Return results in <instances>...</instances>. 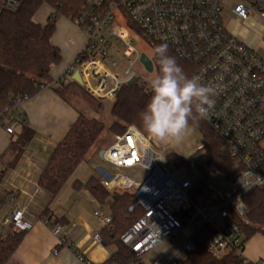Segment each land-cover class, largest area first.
<instances>
[{"label": "built area", "instance_id": "1", "mask_svg": "<svg viewBox=\"0 0 264 264\" xmlns=\"http://www.w3.org/2000/svg\"><path fill=\"white\" fill-rule=\"evenodd\" d=\"M20 1L1 0V8L15 9ZM69 19L85 34V44L70 65L42 87L76 81L73 75L78 72L93 99L109 101L133 77L144 84L135 70L138 63L143 65V51L133 36L137 31L147 41L170 45L183 61L195 66L193 77L200 83L219 86L215 103L203 119L222 139L236 176L226 191L214 190L207 202L196 203L190 195L196 163L190 160L185 172L175 177L168 152L156 149L153 138L135 125L101 150V158L118 171H145L139 179L106 169L101 172V183L110 192L133 189L136 201L129 210L139 206L143 211L121 235L135 255L126 264H147L144 257L165 241L177 246L176 252L167 260L148 264H184L196 248L195 235L207 224L214 233L205 247L216 258L233 254L240 264H264L247 257L239 222L249 212L244 195L264 186V56L229 27L231 21H264V0H87ZM29 98L18 97L13 106ZM0 127L15 132L10 107L1 114ZM25 213L26 208L19 206L3 219L9 232L29 228ZM95 215L110 225L109 214L97 210ZM44 221L51 224L49 218ZM51 227L55 235L60 233L61 226ZM94 239L103 241L100 232ZM60 244L71 246L65 238H60ZM75 254L81 264H95L84 254Z\"/></svg>", "mask_w": 264, "mask_h": 264}, {"label": "trees", "instance_id": "2", "mask_svg": "<svg viewBox=\"0 0 264 264\" xmlns=\"http://www.w3.org/2000/svg\"><path fill=\"white\" fill-rule=\"evenodd\" d=\"M87 0H21L15 9L1 8L0 0V116L13 104L18 97L33 96L46 82L51 80L53 65L61 60V50L51 42L55 32L56 19L59 17L71 18L77 15ZM43 5L52 8L46 23L35 21V15ZM136 28L135 25L131 24ZM153 50V62L158 73V58L154 49L160 42L147 41ZM168 45V44H167ZM168 54L176 58L185 74L193 77L195 66L183 61L174 49L168 45ZM151 88L136 82L133 85L125 84L116 93L110 107V114L114 118L107 126L98 118H91L80 113L77 120L71 125L65 137L56 146L40 178L39 185L53 197L65 186L79 166L88 161L93 148L99 141L102 133L110 132L121 135L129 125H135L144 134L149 135L142 127L139 114L145 109L152 96ZM193 125L197 126L203 136V146L198 149L197 169L199 177L191 191V198L200 201L208 198L215 190L210 173L213 169L222 175L227 183L236 176L233 169V159L223 147V141L212 126L204 119ZM10 145L12 160L9 166L15 165L19 157L32 140L35 131L33 128L22 125L19 132H14ZM167 161L174 167H188L190 161L176 152L167 153ZM73 186L79 189L87 187L101 205L109 206L111 223L104 226L100 233L103 242L113 248L110 258L103 264H126L135 258L128 246L122 243L121 235L129 226L142 215V208L135 204L133 189H119L110 192L95 176L86 182L75 180ZM248 207L245 220H240L245 242L257 234L264 236V186L248 191L244 197ZM48 212V210H47ZM56 218L52 224L60 223ZM26 230H14L4 241H0V263H6L18 248ZM211 225L203 226L195 235L196 248L192 251L184 264H240V260L233 254H227L218 259L205 247L206 241L213 235Z\"/></svg>", "mask_w": 264, "mask_h": 264}, {"label": "crops", "instance_id": "3", "mask_svg": "<svg viewBox=\"0 0 264 264\" xmlns=\"http://www.w3.org/2000/svg\"><path fill=\"white\" fill-rule=\"evenodd\" d=\"M47 8L49 11L44 12L46 18H42V13L39 16L36 14V22L46 23L52 12L51 7ZM64 18L67 21L65 33L56 24L51 37V42L61 50V60L53 65L51 80L70 65L86 41L85 34L69 18ZM77 84L80 83L68 81L60 87L46 85L29 99L13 106L11 117L15 132H19L22 125L35 131L13 166H9V163L12 160L10 145L14 134L0 127V241L13 233L5 227L3 219L17 207L26 208L25 219L29 225L18 248L3 264H81L75 251L84 254L95 264H103L113 252L112 247L94 239V234L105 226L95 211L109 214V206L101 205L87 187L77 189L73 186L75 180L86 182L85 179L70 181V178L55 197L39 185V178L52 153L80 113L107 122L108 126L114 120L111 114L106 118L107 113L102 108L95 107L80 95L78 87L91 97L82 85ZM108 102L110 113L113 100ZM202 144L203 141L196 142L193 149H199ZM100 153L101 150L98 151L99 156ZM94 163L100 175L107 167L116 170L108 163L103 166H99L101 164L98 161ZM45 218L50 219V225L45 223ZM56 218L61 220L56 224L61 226L58 235L54 234L51 227ZM60 238H65L71 246L60 244ZM245 253L252 262L264 260V236L257 234L250 238L246 242Z\"/></svg>", "mask_w": 264, "mask_h": 264}, {"label": "clouds", "instance_id": "4", "mask_svg": "<svg viewBox=\"0 0 264 264\" xmlns=\"http://www.w3.org/2000/svg\"><path fill=\"white\" fill-rule=\"evenodd\" d=\"M159 71L148 81L152 96L139 114L143 129L155 140L179 146L193 131V124L206 118L218 94L216 84H202L189 77L168 54V45L154 49Z\"/></svg>", "mask_w": 264, "mask_h": 264}, {"label": "rangeland", "instance_id": "5", "mask_svg": "<svg viewBox=\"0 0 264 264\" xmlns=\"http://www.w3.org/2000/svg\"><path fill=\"white\" fill-rule=\"evenodd\" d=\"M47 5H43L39 11L37 12V15H41L42 13V18H46L45 16V11L48 10ZM49 11V10H48ZM47 12V11H46ZM67 21L66 19L61 16L58 19H56V24L58 29H62V31H66L67 27L66 24ZM66 24V25H65ZM229 27L231 30H235L238 35L242 37L247 43H249L252 47L256 48L259 50V52L264 56V21H246V22H233L231 21L229 23ZM65 33V32H64ZM134 40L138 48L147 53L150 57L153 56V50L150 46V44L147 42V40L140 34L138 31L134 32ZM135 70L137 71L140 79L144 82L145 85L149 86L148 81L152 79L156 74V70L149 72L148 70L145 69V67L141 64L138 63L135 66ZM81 86V84H77ZM150 87V86H149ZM78 93L84 97L95 107L102 108L107 113L106 118L110 113L108 112V107L110 102L108 101H97L89 97L87 94H85L84 90L78 87ZM105 124L107 122H104ZM108 126V124H106ZM118 136V134H115L113 132H110L108 129H106L95 147L93 148V151L91 153V156L88 161L83 162L75 174L71 177L70 181H73L74 179H85L86 181L90 178V176H96L98 178L101 177L100 172L96 170L95 168V163L96 161L100 162L99 166H103L106 162L99 156L98 151L102 150L103 148L107 147L110 145ZM203 141V136L198 129L197 126L193 125V131L190 137H188L182 144L179 146H173L172 144L169 143H162L159 142L155 139L152 140L153 146L162 151L163 153H170V152H176L182 157H185L186 159L193 160L196 165L198 163V156L199 152L197 151L198 149H193L195 146L196 142H201ZM173 149V150H171ZM176 169L174 170V176L179 177L182 175L185 170L184 167H175ZM106 170L112 172L114 175L121 172L125 175L132 176L136 179H139V177H142L144 174V170L141 169V171H124V170H115L112 168H105ZM212 181H213V187L216 191L218 192H224L226 191V188L228 186L227 180L220 174L216 173L213 169H210ZM199 177V171H197L195 175V179ZM196 203L200 204V200L198 198L194 199ZM204 201H206L204 199ZM207 202V201H206ZM177 250V246H174L171 242L165 241L163 244L158 246L156 249L153 251L149 252L145 257V261L147 263L152 262L155 259H162V260H167L171 255H173Z\"/></svg>", "mask_w": 264, "mask_h": 264}, {"label": "water", "instance_id": "6", "mask_svg": "<svg viewBox=\"0 0 264 264\" xmlns=\"http://www.w3.org/2000/svg\"><path fill=\"white\" fill-rule=\"evenodd\" d=\"M141 62L143 63V65L145 66V68L149 71L152 72L154 71V62L152 60L151 57H149V55H147V53L142 52L141 54ZM73 78L78 82V83H82L81 78L79 76V73L76 72L73 75ZM136 82V77H133L129 82L128 85H133ZM100 156H102V154L100 153ZM167 167L169 168V170H172V167L170 165H167Z\"/></svg>", "mask_w": 264, "mask_h": 264}]
</instances>
